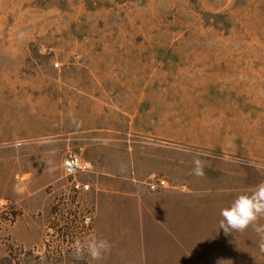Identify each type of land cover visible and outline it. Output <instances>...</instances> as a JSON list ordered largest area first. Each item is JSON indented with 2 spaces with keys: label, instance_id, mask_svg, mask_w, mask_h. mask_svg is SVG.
Wrapping results in <instances>:
<instances>
[{
  "label": "rangeland",
  "instance_id": "rangeland-1",
  "mask_svg": "<svg viewBox=\"0 0 264 264\" xmlns=\"http://www.w3.org/2000/svg\"><path fill=\"white\" fill-rule=\"evenodd\" d=\"M261 182L264 0H0V264H264V215L219 228Z\"/></svg>",
  "mask_w": 264,
  "mask_h": 264
},
{
  "label": "clouds",
  "instance_id": "clouds-1",
  "mask_svg": "<svg viewBox=\"0 0 264 264\" xmlns=\"http://www.w3.org/2000/svg\"><path fill=\"white\" fill-rule=\"evenodd\" d=\"M194 173L202 174L200 162L194 161ZM264 215V182L256 185L250 193L238 195L227 207L220 209L219 228L228 235L233 230H243ZM259 232L260 229H257ZM261 250H264V237H261ZM76 258L87 255L93 261L99 260L110 249L109 242L89 233L83 240H75L72 245Z\"/></svg>",
  "mask_w": 264,
  "mask_h": 264
},
{
  "label": "built area",
  "instance_id": "built-area-1",
  "mask_svg": "<svg viewBox=\"0 0 264 264\" xmlns=\"http://www.w3.org/2000/svg\"><path fill=\"white\" fill-rule=\"evenodd\" d=\"M61 166L64 175L70 179L74 193L86 195L90 192L91 183L77 178L80 174L94 172L92 163L84 157L81 151L68 149L62 159ZM144 183L151 192L171 187L165 175H151L144 180Z\"/></svg>",
  "mask_w": 264,
  "mask_h": 264
}]
</instances>
